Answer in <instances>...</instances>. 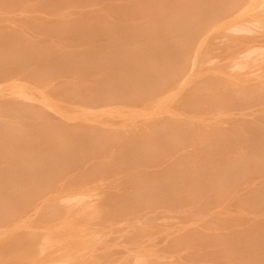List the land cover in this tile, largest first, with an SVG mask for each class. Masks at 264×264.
<instances>
[{
    "label": "bare ground",
    "instance_id": "bare-ground-1",
    "mask_svg": "<svg viewBox=\"0 0 264 264\" xmlns=\"http://www.w3.org/2000/svg\"><path fill=\"white\" fill-rule=\"evenodd\" d=\"M166 1L168 3V4L166 3V11L168 12L171 9L173 13V21H172L171 26L175 29V33L169 34V35H172L171 37H174L176 39L179 38L181 41V45H176V44H172L171 46L168 45L166 47V51L168 54H171L175 57H179L180 59H183L184 58L183 54L189 55L190 54L189 50L195 47V45L197 46V44L200 45L205 42L206 38H208L209 33L213 28H215L218 25H222L224 23V20L229 17L237 18L239 14L241 13L240 11H243V6H245L244 8H248L250 6L248 7L246 6L251 4L255 0H230L227 3H220V4H208V2L206 1L203 3L202 0L198 2L196 0L195 4H192V3H190L191 5L189 4L190 9H188L187 11H190L192 9L199 10L200 8V10H207V12L204 13L203 11H201L204 16L199 17L195 21H192L191 17L187 15L180 19L175 18V11H176L175 8L178 7L176 2L174 4L171 2V4L169 5L170 0H166ZM262 3L264 6V0L262 1ZM182 8H184V6ZM182 8L180 9V12L185 11V9H182ZM133 9L137 10L136 11L137 14L132 13L133 16L131 17L133 18H128V25L124 24L123 27L122 26L115 27L116 28L115 32L118 31L119 37L113 38L112 42L110 43H103L100 46V49L99 51H97V53H94L92 50L89 51L90 55L92 56L91 59H93L94 62H92L91 60L92 64L90 65L88 64L86 67H81V66H78V64L74 65L68 62L66 63L62 61V59L58 58L60 55L58 57L56 56L57 57L56 59L54 57V54H52L51 51L50 52L47 51L46 53L45 51L43 53H40L41 51H39V53L37 52V55L34 56L35 50L33 51V54H32L31 52L34 49L32 47H31L32 49L30 48L31 49L30 52L27 51L29 52V54L26 53L25 49H24L25 50L24 52L22 51L23 49L17 50V51L15 49L14 52H12L11 50H13V48L12 49L10 48L11 50L10 49L7 50L9 51V54L7 53L4 54L5 51L0 52L2 53L0 54V84L3 83V81L5 83L6 82L5 80L7 79L11 80L9 76L20 77L16 73V71H18L17 69H21V68L25 69L26 66H28L29 68L30 67L29 64H31V63H28V64L26 63V66H25L24 60L26 61L28 60L27 62L31 61L35 63L36 65L32 63L33 68H35V66H39L38 62L43 60L44 64L42 62L41 64H43V66L45 65L44 67H46L52 72L54 71L63 72L66 70H68L69 72V70L76 69L78 72L87 73L86 79L90 77V80L89 79L88 80L90 81L91 84L90 83L89 85L87 84L88 87L84 85L83 86L84 89L82 92H80L82 89L80 91L78 89L77 91V89L75 88L78 93L75 91V93H73L74 98L73 96L70 98L76 99V96H78L79 94H80L79 96H82L81 94H84V95L87 94L85 98L87 99L88 102L90 101L88 104H90L91 102L93 103V104H90L92 105V107L90 108L91 111L88 112L84 116L82 115V117L80 115L81 118L79 119L68 116L66 113L67 111L65 112V110L61 108L62 106L60 107L61 109L60 108L58 109V106H57V109L59 110L58 113H60L59 117H61L59 119L58 113L57 115L55 114V111L57 109L52 110V105L48 104L49 102L48 103L44 101L38 102L33 96L25 95L26 99H25V96L23 95H22L23 96L22 98H18L20 96L19 95L15 98L13 97L11 98V96H9L8 98L6 97V98L0 99V103L2 104V107H3L1 111L2 113L6 114L5 117H8L6 118V120L0 117V126L4 127L3 130L0 129V172L9 173L11 175V177L0 178V264H100L99 261L101 260L99 259L101 258H102V261L103 259L105 260L103 261V263L101 262L102 264L104 263L105 264H207V263L209 264L210 263L209 261H211V264H231L228 262H234V263L237 262L234 260V258H230V257L228 259L226 258L227 260L225 261V258H220V255H218L212 249L219 242L214 237L221 238L225 235L224 232L221 233V231H219L218 229L209 227L206 224H202V226L200 224V227L199 226H194V227L189 226L188 223L190 224L191 220L189 222H186V221L191 217L190 213L192 214L193 208L196 207L195 203L198 204V202L201 203L202 207L198 205L197 209L200 208L201 214L205 216H201L200 213H198L200 215L195 214L194 212L192 215H198L199 217L200 216L207 217L209 215L210 216L214 215L216 217L218 215V212L215 211V207L213 206L215 203H217L218 199L215 195H209L210 193L208 194V192L214 193V191L216 190L217 184L225 186V188L227 189L233 188L234 192L237 195H239V193H241L242 191L241 188L244 189L242 187L243 184L241 183V180L243 176L247 173L245 165H244L245 161L242 160V157L243 155H247L248 157H251V156L255 157L259 155L264 156V145H261V142H260V145H258V148L260 150H257V149H254V147H251L250 145H247V143H245L247 146L251 147V148L250 147L246 148V145L244 144V141H243V144L245 145V147L244 146L243 147L246 148L244 152L241 146L242 143L240 142L241 145H239L240 143L237 145V143L235 142L236 138L235 140L232 139L231 133L229 132V129H228L229 127L224 128L220 125H219L220 127L217 125L218 128L217 127L214 128L213 126V129H212L209 126V129H207V127L203 128L205 126L203 124L204 126L202 128L200 127L196 128L194 123L189 124V122L187 123V121H184L183 118L173 116V115H176V113L173 114L174 112L172 113V116L170 115V117L168 116L166 118L162 117L164 115L160 113L162 116H159L160 114H156L158 117L156 116L151 119H147V120L145 119L146 121L143 120L142 122H140L139 120L136 121L131 118L132 120H134L132 122L131 119L128 118L129 120H127V118L125 117L124 120H122V122H120L121 120L118 121V123L120 122L119 124L121 125L118 128H112L110 126H108L110 128H105L104 127L105 125L110 124L109 123L110 120L109 122L102 120L103 118L102 117H101L102 119L100 118L99 113H98L99 118H95L96 116L93 117V114H95V112L92 110L94 108H98V107L93 108V106H95L94 104L98 105L99 108H101L100 106H103V105L104 106L106 105L105 107L109 105L113 106L112 104L118 105L117 107L119 108L120 107L124 108L122 110L121 108L118 110L116 106L115 107L113 106V108L104 110V115L106 114L105 116H107V118H108V115L112 113L110 110L112 109H117L118 111L121 110L118 113H117V110L116 112H113V113L114 114L121 113V116H122L121 119H123L124 114L129 115L130 113H132L129 110V109H133L132 104H137L138 101H141L143 104H146L147 101L148 102L154 101V100L149 101V99L152 98L151 94L153 95L156 94L155 92H157L158 90V89L156 90L157 85H159L160 83H158L157 85L153 84L155 85L154 90L151 89V87L148 88V86H151L149 85V83H151L153 80L155 81L158 79H154V77L151 74L155 71L150 72L147 69H145L144 65H142L141 58L143 60V57H145L146 49L144 50V48L143 47L141 48L140 46L145 44L146 42L147 44L150 42H155V40L158 39V37L155 35H159L160 37H163V38L166 37L165 36L166 34H163L162 32H167L168 34L169 31L171 30L168 29L166 23H165L166 27H163V24H162L163 21H161L162 23H157V24L151 23V22L144 23V21H142L143 17L139 15V14H142L143 11L148 10V7L144 6V4H135L133 6ZM151 9H156V7L152 3L150 5L149 10ZM246 10L247 9H245L243 12H245ZM151 12L152 11L148 12L147 15L150 14ZM223 15L225 17H223ZM244 19L248 20V18H244ZM244 19H241L242 22ZM262 21H264L263 18L261 20V23ZM256 22H259V21H256ZM250 23H253V22H250ZM262 24H258V25L259 27L261 26L264 28V24L263 25ZM244 25L245 24H243V26ZM250 26L248 25L247 29H249ZM252 29L256 30V27L255 29L254 28ZM224 30L226 31L227 29H224ZM224 30L223 32H225ZM262 32L261 33L264 35V30ZM258 33H259L258 31L256 35L253 33L254 36H250L249 34L250 37L248 35L245 37L244 35L243 37L242 36L240 37L239 35H237V38H235V35L233 37L231 35L232 33L229 34L231 35L230 37L232 38L230 37L229 38L227 37V38L233 41L230 43L228 42V39H226V42L228 43L225 44L224 42V44L226 45L224 46V48L225 47L228 48V44L230 43L231 45L230 44L229 45H230L232 54L229 55V52H230L229 49H228L229 52L225 50L223 51L228 52V57L232 55L230 62L235 60L233 58H236L235 61H238V59L239 60L242 59L243 62L247 58L244 63H248V65L251 66L255 72L259 71L258 69L260 68L258 67H260V64L264 62V36L263 35L258 36ZM233 34H237V33H233ZM112 35H115L114 31L112 32ZM213 35L216 36V34H213ZM224 38H226V36H224ZM198 40H201V41L197 42ZM221 43L222 42H220L219 44ZM221 45L215 46V49L216 47H220ZM58 50L56 51L58 52ZM182 50H184V52ZM249 52L251 53L255 52L254 53L255 55H253L250 59L248 57L250 55ZM38 59L39 60L41 59V60L38 61ZM21 61H23V63ZM45 61H47V64H45L46 63ZM17 62H21V63L17 64ZM192 62H196V61H194L193 59ZM231 64H233V62ZM231 64L230 66H232ZM18 65L21 68H19ZM255 65L256 66L259 65L258 67H256L257 69L255 68ZM261 65H264V63ZM43 66L41 65V67H38V71L41 72L40 74H42V70H40V68H42ZM179 66H175L174 71L172 73L173 76H176L179 74L180 72ZM190 66H189L190 67L189 69L192 68L191 64ZM251 67H250V71L248 70L249 67L247 68V71H248L247 73L245 72L246 70L244 72L242 71L243 74L246 75L245 76L246 80H244L245 78L243 79L244 75L243 76L241 75L242 79H239V83H242V84L247 83V80L250 79L251 76L254 77L251 79L261 78V81H256L254 84L251 83L253 84L254 87L252 85L248 87V84H249L248 83L246 87L244 88L242 87V90L240 92H243L244 91L243 89L247 87L250 88L251 91H252L251 87H253L254 89L256 88V90L259 88L258 90L260 91L264 90V78L260 77L264 73L260 75L262 73L260 71L261 73L259 74L258 72V75H256L255 72L251 71L252 70ZM46 68L44 69L47 70ZM262 68L264 69V67ZM30 69L31 68L27 69V71L25 70V72L20 70L21 72L20 75H22L21 77L23 78V76H26V74H29ZM12 70H16L14 71L16 75H11L10 71ZM152 70H154V68ZM34 71L36 72V70ZM77 71H73V72H77ZM44 72L47 73L48 70L47 72L43 71V73ZM52 72H51V76L53 75ZM60 72H59V76L57 77V79L60 77L63 78L65 76L64 77L65 79L63 80L67 81L66 74H68L67 76H69L70 72L65 73L64 76H63L64 73L63 74L61 73L62 76H60ZM23 73H26V74L24 75ZM37 73L38 72H36V74ZM36 74L35 73L31 74V76L33 75L36 77L39 76L38 78H40V74L38 75ZM189 74H191V72ZM93 75H96V76H93ZM238 75L236 74V76ZM55 76H57V73ZM255 76H258V77L256 78ZM26 77L28 78V75ZM53 77H52V80L56 78V77L54 78ZM50 78L48 80L50 82L48 83H51L52 85L53 83L57 84L60 82L56 79L57 81L54 80L52 81L53 82L52 83ZM62 78L59 80H62ZM237 78L238 77H236V79ZM12 79L15 80V78H12ZM16 79L19 81V78H16ZM31 79H33V77ZM225 79L226 78H224V80ZM92 80L93 82H91ZM227 80L228 79H226V81ZM231 80H234V79H231ZM25 81L27 82L26 79ZM55 81L57 83H55ZM64 81L63 83L66 82ZM181 81H183V79L181 80V77H180V82ZM250 81L251 80H249V82ZM38 82H41V81H38ZM44 83H46L47 87L49 88L52 87V85L48 86L47 82H44ZM229 83L231 84L232 82H229ZM229 83H226L225 85ZM34 84L37 85L38 83L37 84L34 83ZM178 84L179 83H177V85ZM201 84H204V83H201ZM236 84L237 83H235V85ZM46 85L45 86L42 85V86L46 87ZM62 85L63 84H61L60 86ZM172 85H175V83L171 84V86ZM85 86L88 89L90 88L89 90H92V92L89 91L87 88H85ZM171 86H169V88L174 87V86L173 87ZM231 86H233V84L230 85V88H233ZM240 86L242 85H239V87ZM162 87H165V86H162ZM222 87L225 88V86L223 85ZM39 88H41V86ZM52 89H53L52 91L49 90V93L50 92L57 93V91H55L54 88ZM150 89L153 90V92L155 91L154 92L155 94L152 93ZM84 90L85 91L87 90V91L85 92ZM169 90L168 92H170ZM246 90L244 92H246ZM148 91H151L150 97L149 96L147 97V95H149V93H147ZM224 91H222V93ZM260 91H259V94H260ZM168 92L166 93L168 94ZM211 92H214V91H211ZM237 92L238 91L236 90V93ZM20 93L22 94V91L19 92V94ZM61 93L64 94L65 92L62 91ZM206 93L207 92H205V94ZM255 93H257V91ZM16 94H18L17 91H16ZM161 94L162 93L160 92V95ZM9 95L11 94L9 93ZM192 95L194 94L192 93ZM214 95H210V96L214 97ZM196 96H198V94ZM261 96H262V92H261ZM82 97L81 98L77 97V100H73L75 102L73 104L74 105L77 104L76 105L77 108H79L80 106L78 104L79 102L83 103ZM183 97H186V96H183ZM85 98L84 100H86ZM155 98H156V101L159 103H160L159 100H162L159 98V92H158V98L157 97ZM206 100H209V99H206ZM217 100H218L217 102H219V99ZM228 100L230 102V99ZM45 101H48V100L46 99ZM210 101H214V100H210ZM159 103L158 104L156 103V104L159 105ZM88 104H83V105L88 106ZM212 104L214 103L212 102ZM203 105L205 107L206 104H203ZM208 105H211V102ZM87 106H85V108ZM80 107H82V110L84 109L83 106H80ZM142 107H145V106L142 105ZM228 107H231V106H228ZM64 108L67 109V107H64ZM231 109H234V108H231ZM68 110H70V108ZM86 110L88 109H85V111ZM234 110H237V109H234ZM128 111H130V113ZM200 111H203V110H200ZM99 112H101V110H99ZM187 112L188 111H186V113ZM191 112L195 113L194 111H191ZM205 112H208L207 109ZM70 113L72 115L74 112L73 113L70 112ZM78 113L80 112L78 111ZM83 114H85V112H83ZM178 114L180 113H177V115ZM118 116L120 117V115ZM118 116L114 118L113 120L117 119ZM146 118L148 117L146 116ZM206 118L205 120H207ZM232 118L233 117H230L229 119L231 120ZM50 119L52 121L56 119L57 121L54 120L51 123ZM241 119L242 117H240V120ZM245 119H248V118H245ZM58 120H60V122ZM55 121H56V124L63 123L64 125L62 126L63 128L61 127V124L59 125L63 129L62 130L60 128L62 132L59 129L58 131L60 133L59 132L54 133V132H57L56 128L57 129L59 128L58 124L55 125L54 123ZM225 121H228V120L226 119ZM236 121L238 120L236 119ZM13 122H16L15 124L17 126L18 125L19 127L21 126L22 128L20 129L21 132L19 131V133H15L9 130V127L12 126ZM97 124H98V127L94 126ZM30 125L31 126L34 125L36 127L33 126V129H32ZM54 125L57 127H55ZM27 126H29L30 129L28 128L26 130ZM53 127H55L54 132L52 130ZM231 128L233 127L230 126V129ZM24 129L26 133L28 130L32 129L33 131L32 132L29 131L28 133L32 137L24 136V133H25ZM50 135L52 138L48 137ZM53 135H56L59 137L63 135L67 137L68 140L66 139L67 142L65 141V144L69 142L71 145L70 144L69 145L66 144V145L70 146V148L69 147L67 148L65 144H62L65 140V139H62L63 136L59 139H54ZM45 136H47L49 139H47V137ZM176 136H178L179 138L176 139ZM180 139H183V140H180ZM92 143L94 144V149L96 147L95 150H92L91 149L92 147L90 148V146L93 145ZM26 144H28L30 148L27 149ZM60 144L65 145L63 146L64 148L63 147L61 148ZM75 145H77V147ZM83 145H85L87 148H83ZM6 146L8 148H6ZM58 146L60 148H58ZM71 146H75L76 149L79 146H81V148L78 149L79 151L73 149L74 153H72L70 149L75 148V147L71 148ZM65 147L68 149V151L64 150ZM86 149H87V152H89V154L87 152H84L86 151ZM63 151H66L67 153L70 151L69 153L71 154V156L69 153H68L69 155L66 156L67 155L66 152L64 153ZM26 152H29V153L26 154ZM96 152H102V155L103 153L104 155L101 158H99L101 156V153L99 156L98 154H96ZM243 152L244 154L242 155ZM86 153L88 154V156ZM61 154H64L65 157L70 156L69 157L70 160L72 157L75 163L72 161L73 165H71L70 163L71 161H69V159H66V162L68 161L71 165V166H68L69 170L64 171V169L63 170L61 169V171L59 170L60 172L57 170L58 172H56L55 174L56 175L58 174V176L59 177L61 176V177L58 178V180L56 181L53 180L54 179L53 175H52L53 178L50 176V178H52L53 181H50L52 182L51 184L50 183L47 184L48 186L51 185L49 188L46 189L45 187V189H42L39 186H35L33 192L28 189H27L28 190L27 192L26 185L18 183L19 181L16 180L17 176L20 174H23L29 177L32 173H34L35 176H42L43 175L42 171L51 172L52 170V172H54L56 170V167H55L56 164L58 165V163H60L62 160H65V158ZM73 154L74 156H76L75 154L78 155L76 156L77 157L76 160L75 158H73ZM234 154L235 156H233ZM59 155H61L63 159L60 158L61 156ZM121 155H124V157L126 158H123V156ZM97 156L99 157L97 158ZM119 156H121L123 159H126V162L128 159V163H126L120 157L122 159L121 160ZM93 158H97L99 161L98 162H96V160H94L95 162L91 161V159ZM59 159H62V160L59 161ZM117 159L119 160L117 161ZM117 162L119 163L117 164ZM123 162H125L126 164ZM69 163H66V164L69 165ZM87 163H91V165ZM122 163L125 168L124 170L118 167V165ZM252 167H254L256 170H264L263 169L264 165L262 164H256V165H253ZM64 168L66 169L67 167H65L64 165ZM72 168H76L77 170H79V172L76 170H73ZM104 168H105V171L112 170V172L110 171L111 174L114 172V170H117L116 172L118 173V175L120 174V170H121V174L122 172L123 173L126 172L128 177L125 176L126 174H123L124 175L123 178L126 177L127 179L125 178V180L127 181H122L123 178L121 176L123 175L120 174L121 176L120 175L119 176L121 178H119L117 182H115L116 179H114V182L116 184L113 183L114 185L110 187V185L112 184L110 183L111 181L110 180L109 181L110 185H108V187L110 188L104 191L103 193L101 192V194H99L98 196H94L90 191L94 185L92 184L95 181L94 177H97V176L93 174L94 172L90 173L91 178L94 175L92 178L93 179V182H92L90 181L91 179L90 176L88 177L86 173L90 172L89 171L90 169L91 170L95 169L97 171V173L96 171L95 173L98 175L97 178L99 179L100 178L99 175L101 172L99 173L98 170L102 169V173H103ZM135 168L137 169L142 168V172L140 173L142 174V176L139 175L141 178L140 177L138 178L137 175L135 176V174H138L132 171ZM84 172H86L85 173L86 177L84 176L85 179H83L82 177L81 178L83 180H86L87 177L90 179L89 180L87 179L86 181H81V180L75 181L80 176V175L79 176H76V175L82 173V176H83ZM104 173L106 174V172ZM110 173L108 172V175ZM114 174L115 173H113L112 175L114 176ZM131 174L132 176H130ZM108 175L106 174L105 177H107ZM110 175H109V178H111ZM14 176L16 177L14 178ZM129 177H131V181H128ZM254 180L256 179L253 178V181ZM74 182L76 183L78 182L77 186L71 187V188L64 187L65 185H67V183L72 185ZM119 182H121L120 185L124 184L125 186L123 187L122 185V187L120 186L119 187L120 189H119L117 186V184L119 185ZM127 182H128V186L126 184ZM249 182H247L248 185L245 184L244 187L246 185H247L246 187H248L249 185L252 184L251 182H250L251 184ZM90 183L92 186H89ZM102 184L104 183L102 182ZM129 184H133V186L129 188V186H131ZM115 185L117 188L113 189L112 187H115ZM94 187L96 188V184ZM134 187L136 188L135 190L136 192L132 194L133 189H135ZM125 188H127V190H125ZM121 189L123 191H121ZM230 195L231 194H229L228 197ZM237 195H234L233 198H235V196ZM240 196L241 195H239V197L237 198L240 199ZM228 197L227 196L224 197L225 198L224 202L228 200ZM230 198L232 199V197ZM237 198L235 199L236 201L238 200ZM242 200H245V198H242ZM259 201L260 200H258V202ZM236 203H238V201ZM195 209L196 208H194V210ZM173 211L175 212L180 211L179 214L181 213V215L182 213H184L183 215H185V213L186 214L188 213L190 217L186 219L185 222H178V223L172 222L171 221L172 219L171 220L169 219V215L171 213L172 215L170 216H173ZM24 212L27 214L30 213V215L27 218L28 220L27 219L25 220V217L19 218L21 220L24 219L22 222H20L21 220L17 222H14V221L10 222L8 220V219H14L15 217H17L18 215ZM167 213H168V216H167ZM188 214L185 216L183 215L182 216L188 217ZM165 218L167 220H170L169 223H167L168 221H164L166 223L162 222L163 220H165ZM173 220L175 221V219ZM8 226L11 228L5 229V227H8ZM230 226H234V225H229L227 227H230ZM233 228L234 227H230V228H227V230H230V233L231 232L233 233L235 231ZM261 232H262V229H259V231L255 235L258 239L264 238ZM226 234L228 235V233ZM196 241L198 242L196 243ZM196 244L198 247L196 246ZM209 247H211L210 251L208 250ZM263 252L264 250L261 253ZM207 254H210V255L213 254L214 256H212V259H211V257ZM206 257L207 258L210 257V258L207 259ZM217 257L219 258V260ZM250 259L251 261L255 260L253 259V257H250ZM222 260L224 262H222ZM255 262L257 261L255 260L253 263L252 262L251 263L257 264ZM235 264H240V263H235Z\"/></svg>",
    "mask_w": 264,
    "mask_h": 264
},
{
    "label": "rangeland",
    "instance_id": "rangeland-1",
    "mask_svg": "<svg viewBox=\"0 0 264 264\" xmlns=\"http://www.w3.org/2000/svg\"><path fill=\"white\" fill-rule=\"evenodd\" d=\"M198 1H200V0H197V2ZM205 1L208 2V4H220V3H227L230 0H202L203 3ZM262 1L263 0H255L251 4L246 6V7L250 6L248 8H244L245 6H243V11L245 9H247L245 12L240 11L241 13L239 14V16L237 18L229 17V18L225 19L224 23L222 25H218V26H216L215 28H213L210 31L209 36H208V38H206L204 43H202L200 45H198L196 43L197 46L195 45V47H193L192 49L189 47L191 49V50H189L190 54L189 55H184L183 54L184 58L180 59L179 57H175V56H173L171 54H168L167 51H166V47L168 45L169 46H171L172 44L181 45V41H180L179 38L176 39L174 37H171L172 35H169V34L175 33V29L171 26L172 21H173V13H172L171 9L168 12L166 11V3H167L166 0H0V49H1L0 52L5 51L4 54L5 53L9 54V51H7V50H9L10 48L11 49L13 48V50L10 49L12 52H14L15 49H16V51L23 49L22 50L23 52L26 50V53L29 54L31 49L34 48L32 50V52H31L33 54V51L35 50L34 51V56H36L37 52L39 53V51H41L40 53H43L44 51H45V53L47 51L48 52L51 51L52 54H54V57L56 59L60 55L58 58L62 59V61L66 62V63L68 62V63L74 64V65L78 64V66H81V67H86L88 64L89 65L92 64L91 60H92V62H94V60L91 59L92 56L90 55L89 51L92 50L94 53H97V51H99L100 46L103 43H110V42H112L113 38L119 37L118 36L119 35L118 31L115 32V29H116L115 27H119V26L123 27L124 24L128 25V18H133V17H131V16H133L132 13H136L137 14V12H136L137 10H134L133 6L135 4H144V6L148 7V10H145V11L142 12V14H139V15H141L143 17L142 21H144V23L145 22H148V23L151 22V23L157 24V23H162L161 21H163V23H162L163 27H166V25H165V23H166L168 29L171 30V31H169L168 34H167V32H162L163 34H166L165 35L166 37L163 38V37H160L159 35H155V36L158 37V39H156L155 42H150L148 44L146 42L145 44H143L144 46L143 45L140 46L141 48L143 47L144 50L146 49L145 50V53H146L145 57H143V60L141 58L142 65H144L145 69H147L150 72L151 71H155V72H153L154 75H153V73H151V74L154 77V79H158V80H155V81L153 80L151 83H149V85H151V86H148V88L151 87V89L154 90V88H155L154 86L157 85L158 83H160L159 84L160 87H159V85H157V88H156V90L158 89L157 92L154 91L156 94L153 92V90L150 89L152 91V93H154L157 96L151 94V91L147 92V93H149V95H147V97L148 96L150 97V94H151L152 98H154V99H152V98L149 99V101H153L154 100L153 101L154 103L147 101L146 104H143L141 101H138L139 104H138V102H137V104H132V108L133 109H129L130 107L128 108L132 113H130V111H128L130 113V114L128 113L129 115L123 113L124 114L123 119H121L122 118L121 113L120 114H116L115 113L116 115L113 113V112H116L117 109L119 110L121 108V107L120 108L117 107L118 105L112 104L114 107L116 106L117 109L110 110L112 113L108 112L111 115L107 114L108 115V118H107V116H105L106 114L104 115V110L113 108V106L109 105V106L105 107L106 105L105 106L103 105V106H100L101 108H99L98 105L94 104L95 106H93V108L94 107H98L99 109L98 108H94L92 110V111L95 112V114H93V117L96 116L95 118H99V114H100V118L101 117L103 118V119L101 118L102 120L107 121V122H109V120H110V122H109L110 124L105 125L104 126L105 128H110V127L118 128V127L121 126L119 123L122 122V120H124L125 117L127 118V120L132 118V119H134L136 121L139 120L140 122H142L145 119L147 120V119H151L153 117H156L157 116L156 114H160V113L162 115H164V116H162L161 114L159 116H162V117H165V118L167 116L170 117V115L172 116V113L174 112L173 114L176 113V115H173V116L181 117V118L184 119V121H187V123L189 122V124H193L194 123L196 128H198V127L202 128L204 125L205 126L203 128L207 127V129H209V126L212 129H213V126H214V128H216L217 125L218 126L220 125V126H222L224 128L225 127L226 128L229 127L228 129H229V132L231 133L232 139L235 140V138H236L235 142L237 143V145L240 142L242 143V145H241V143L239 145L242 146L244 152H245L246 148H249L250 146L254 147V149L260 150L258 148V145H260V142H261V145H264V90L260 91V90H258L259 88L257 90H256V88L254 89L253 88L254 87L253 84L256 81H261V78L251 79V78H254L253 76H251V78L247 80V83H243V84L239 83V79H242V76L244 75L243 72L246 70L245 72L247 73L248 72L247 71L248 67H249L248 70L250 71V67L251 66H249L248 63H244L247 58L245 59L244 62H243L242 59H240V60L238 59V61H235L236 58H233L235 60L230 62L232 55L228 57V52L230 50L229 55L232 54V51L230 49V45H231L230 43L233 40L228 39V38L231 35L233 37L235 35V38H237V35H239L240 37L241 36L243 37V35H244V37L247 36V35L249 36V34H250V36H254V34L255 35L257 34V31L260 33V34L258 33V36L263 35L262 31L264 30V28L261 27V26L259 27V25H258V24H262V23L264 24V21H262V23H261L262 18L264 20V13H263L264 6H263ZM171 2L173 4L176 2L177 6H178L177 8H175L176 11H177V12L175 11V18H178V19H180L182 17H185L187 15V16L191 17L192 21H195L199 17L204 16L201 11H203L204 13L207 12V10H200V8H199V10H193L192 9L190 11H187L188 9H190L189 8V4L190 3L195 4L196 0H170L169 1V5L171 4ZM151 3L156 7V9L149 10ZM183 6H184V8H182ZM181 8L185 9V11L184 12H182V11L180 12ZM150 11H152V12L147 15V13L150 12ZM254 11H256V12L258 11L257 13L260 14V15H258ZM261 14H262V16H261ZM223 17H225V16L223 15ZM244 18H248V20L247 19L245 20ZM252 18L255 19V20H253ZM241 19H244L243 22H242ZM240 21L242 22V24H241ZM245 21H247L248 23L245 22ZM256 21H259V22H256ZM250 22H253L255 25L253 23H250ZM249 23L251 24L252 28L255 29V27H256L257 31L253 30ZM243 24H245L246 26L245 25L243 26ZM248 25L250 26L249 29H247ZM229 28H230V30H229ZM224 29H227V30L225 31ZM259 29H260V31H259ZM223 30L225 32H223ZM113 31H114L115 35H112ZM219 31L220 32L222 31V32L220 33ZM229 31H230V33H229ZM216 32H218V33H216ZM228 33L229 34L232 33V34L229 35ZM233 33H237V34H233ZM246 33H248V34H246ZM213 34H216V36H214ZM223 35L226 36V38H224ZM239 36H238V38H239ZM169 37H171V38H169ZM221 37H222V39H221ZM230 38H232V37H230ZM226 39H228V42H230L229 43L230 45L228 44V48H226V47L224 48V46H226L225 44L228 43V42H226ZM200 41L201 40H198L197 42H200ZM218 42L219 43L222 42L221 43L222 45L225 42V44L222 46ZM219 45H221L220 46L221 49H220V47H216V49H217L216 50L215 46H219ZM33 46H35V47H33ZM48 47H49V49H48ZM28 49H30V50H28ZM56 50H58V52ZM195 50H197V51H195ZM223 50L228 51V52H224ZM22 51H20V52H22ZM27 51H29V52H27ZM182 51L184 52V50H182ZM220 52H222V53H220ZM254 53L255 52H253V53L249 52V54L251 55V56L250 55L248 56L249 59L253 55H255ZM0 54H2V53H0ZM193 59L196 62H192ZM40 60L38 59V61H40ZM27 61L24 60V65L26 66V63L27 64L31 63V64H29L30 65L29 68H31V69H30V72L28 70L29 74H26V73H23V74L24 75L26 74V76L28 75V78L26 76H23V78H22L21 77L22 75H20V73H21L20 70L25 72V70L27 71V69H29L28 66H26L25 69H22L18 65V67L21 68V69H17L18 71L12 70V71H10V73H11V75H16L14 73V71H16L17 75H19L20 77L9 76V78H11V80L7 79L8 81L5 80L6 81L5 83L3 81V83L0 84V96H1L0 99L6 98V97L8 98L9 96H11V98L12 97L15 98V97H17L19 95L20 96L18 98H22L25 95L33 96V97H35L36 101H38V102H42V101H44L46 103L49 102L48 104L52 105V110L53 109L56 110L57 106H58V109L62 106L61 108L63 110H65V112L67 111L66 113H67L68 116L75 117L77 119L81 118L82 115L84 116L88 112L91 111L90 108L92 107V105H90V104H93V103L91 102L90 104H88L90 101L88 102L87 99L85 98V96L87 94H85V95L81 94L82 96L84 95L83 97L79 96L80 95L79 94L78 96H76V99H73L74 98L73 93H75L76 89H77V91H78V89H79V91L82 89L80 91V92H82L83 89H84V87H83L84 85H86L88 87V85L90 83V81H89L90 77L88 76L89 78L86 79L87 73L78 72L76 69L69 70L70 75L67 76L68 74H66L67 81L65 80L66 81L65 82L63 79H65L64 78L65 77L64 76L65 73H69L68 70L63 71V72H60V71H56L55 72L54 71L55 72V74H54V72H52L49 69H47L46 67H44L45 65L43 66V64H44L43 60H41L40 62L37 61L39 63L38 64L39 66H35V68H37V69L33 68V66H32L33 62H31L30 60H29L30 62H27ZM21 62L23 63V61H21ZM21 62H17V64H19ZM41 62L43 64H41ZM45 62H46L45 64H47V61H45ZM232 62H233V64H231ZM263 63H261V64H263ZM33 64H35V63H33ZM190 64L192 65L191 69H189L191 67ZM230 64L232 66H230ZM261 64H260V67H258L259 65L258 66L255 65V68L258 67V68L261 69L262 67H264V65H261ZM41 65L43 67L40 68V70H42V74H44V75L40 74L41 72L38 71V67H41ZM175 66H179L180 67V72H179L178 75L173 76L172 73L174 71ZM7 67H9V66H7ZM14 68H15V66H14ZM44 68H46L48 70V72ZM153 68H154V70H152ZM33 69L36 70V72H38V73L36 74V72ZM251 69H252L251 70L252 72H255L252 67H251ZM260 69H258L259 71L255 72L256 75H258V72H259V74L262 72L260 75H262L264 73V71H263L264 69L263 68H262L263 70L262 69L260 70ZM43 71H46L47 73H45V72L43 73ZM73 71H77V72H73ZM186 71L187 72L189 71V72L187 73ZM51 72L53 74L52 76H51ZM59 72H60V76H62V74L64 73L63 74L64 77L63 78L60 77V78L57 79V77L59 76ZM190 72H191V74H189ZM34 73L36 75L40 74V78H38L39 76H37V77L34 76V75L31 76V74H34ZM56 73H57V76H55ZM186 74H188V75H186ZM236 74L237 75L239 74L240 76L239 75L236 76ZM50 76H51V78H50ZM53 76L56 77V78H54ZM93 76H96V75H93ZM220 76H222L223 78L220 77ZM245 76L246 75L243 76V79L245 78ZM32 77H33V79H31ZM45 77H46V79H45ZM52 77L54 78L53 80H52ZM180 77H181V80L183 79V81H181V82H180ZM218 77H220V78H218ZM236 77H238V78L236 79ZM255 77L257 78L258 76H255ZM260 77L264 78V74L262 76H260ZM12 78H15V80L12 79ZM16 78H19V81ZM49 78H50L51 82L57 79L58 81H60L59 82L60 85L61 84H63V85L60 86L59 83L56 82L57 81L56 80L55 83L58 84V86H59V88H58L57 84H54L53 82H52L53 85L51 83H48V82H50V81H48ZM61 78H62V80H59ZM91 78H93V77H91ZM184 78H185V80H184ZM224 78H226L228 80L226 81V79L224 80ZM21 79H22V81H21ZM25 79L27 80V82L25 81ZM42 79L45 80V81H43ZM231 79H234V80H231ZM93 80L91 82H93ZM244 80H246V78ZM249 80H251V81L249 82ZM38 81H41V82H38ZM63 81L65 83H63ZM219 81H221V82H219ZM44 82H47L48 86L52 85V87H50V88L47 87L46 83H44ZM176 82L179 83V84L177 85ZM229 82H232L231 84H233V86H231V87H233V88H230L231 84ZM233 82H235L237 84L235 85V83H233ZM34 83H36V84L38 83V84L35 85ZM174 83H175V85L171 86V84H174ZM201 83H204L205 85L201 84ZM226 83H229V84L225 85ZM251 83H253V84H251ZM153 84H155V85H153ZM213 84L216 85V86H214ZM220 84H221V86H220ZM247 84H248V87H250V85L253 86V87H251L252 91H251L250 88L247 87V88L243 89L244 91L247 89L246 92H244V91L240 92L242 90V87L243 88L246 87ZM42 85H44V86L46 85V87H44ZM222 85L225 86V88L222 87ZM239 85H242V86L239 87ZM40 86H41V88H39ZM86 86H85V88H87ZM162 86H165V87H162ZM169 86H171V87L174 86L175 88L174 87H173L174 89L173 88H169ZM234 86H236V87H234ZM90 87H91V85H90ZM17 88H19V89H17ZM52 88H54L55 91H57V93H54V92L53 93H51V92L49 93V90L50 91L53 90ZM56 88H58L59 90L56 89ZM159 88H161V89H159ZM166 88H168V89H166ZM168 90L170 92H168ZM236 90L238 91L237 93H236ZM13 91H15V92H13ZM16 91H17L18 94H16ZM21 91H22V94L21 93L19 94V92H21ZM62 91L65 92V93L64 94L61 93ZM89 91L92 92V90H89ZM211 91H214V92H211ZM222 91H224L225 93L224 92L222 93ZM256 91H257V93H255ZM259 91H260V94H259ZM158 92H159V98L162 99V100L158 99L160 101V103L157 102L156 98H155V97L158 98ZM160 92L162 93L161 95H160ZM163 92H165V93H163ZM166 92H168V94ZM205 92H207V93L205 94ZM261 92H262V96H261ZM9 93L11 95H9ZM186 93H187V95H186ZM192 93L194 95H192ZM195 94L196 95L198 94V96H196ZM210 95H214V97L210 96ZM216 95H217V97H216ZM72 96H73V98H70ZM153 96H155V97H153ZM183 96H186V97H183ZM189 96H190V98H189ZM66 97H68V98H66ZM77 97L78 98L82 97V99H83L82 100L83 103L82 102H79V103L76 102L80 106H83V108H84L83 110H82V107H80L79 105L78 106H79L80 109L77 108V106H76L77 104L76 105L73 104V103H75L73 100H77ZM230 97L232 99L234 98L233 101H232V99ZM84 98L86 100H84ZM183 98L186 99V100H184ZM210 98H212V99H210ZM252 98H254V99H252ZM25 99H26V96H25ZM43 99H45V100L47 99L48 101H45ZM206 99H209V100H206ZM217 99H219V102H217L218 101ZM228 99H230V102H229ZM251 99L254 100V101H252ZM202 100H203V102H202ZM210 100H214V101H210ZM224 100L225 101L228 100V101L225 102ZM27 101H29V100H27ZM210 102H211V105H208ZM212 102L214 104H212ZM148 103H150V104H148ZM156 103L157 104L159 103V105H157ZM228 103L229 104L231 103V104L229 105ZM83 104H88V106L85 105V106H87L85 108V106ZM147 104H148V106H147ZM203 104H206L205 107H204ZM235 104H237V105H235ZM135 105H136L137 108L135 107ZM142 105L145 106V107H142ZM227 105L231 106V107H228ZM64 107H67V109L64 108ZM134 107H135V109H134ZM69 108H70V110H68ZM145 108H146V110H145ZM179 108L182 109L184 112L182 110H180ZM231 108L237 109L238 111L234 110V109H231ZM2 109H3V107H2V104L0 103V117L3 118L4 120H6V118H8V117H5L6 114L2 113V111H1ZM58 109L56 110L57 112L55 111L56 115L59 112ZM85 109H88L89 111L86 110L87 111L86 112ZM122 109H124V108H121V110ZM206 109H207L208 112H205ZM211 109H212L213 113H212ZM256 109L257 110L260 109L261 111L260 110L257 111ZM75 110H76L77 113L75 112ZM99 110H101V112H99ZM118 110H117V113L121 111V110L120 111H118ZM185 110L188 111L190 114L188 112L186 113ZM200 110H203V111H200ZM78 111L80 113H78ZM81 111H82V113H81ZM102 111H103V113H102ZM191 111H194L195 113H193ZM199 111H200V113H199ZM70 112H72V113L74 112L76 114L73 113L71 115ZM83 112H85V114H83ZM181 112H183V113H181ZM203 112H204V114H203ZM177 113H180V114L177 115ZM185 113H186V115H185ZM165 114H166V116H165ZM80 115H81V117H80ZM118 115H120V117ZM53 116H55V115H53ZM59 116H60V113H58V117ZM117 116L120 119L117 118V119L113 120ZM146 116L148 118H146ZM104 117H105V119H104ZM206 117H208L209 119L206 118ZM230 117H233V118L230 120L229 119ZM240 117H242L241 120H240ZM60 118L61 117H59V119ZM205 118L207 120H205ZM245 118H248V119H245ZM56 119H58V118H56ZM56 119H54V120H56ZM132 119H131V121L133 122L134 120H132ZM198 119H199V121H198ZM226 119L228 121H230L231 123L228 122V121H225ZM236 119L238 121H236ZM53 121L50 119L51 123ZM56 121L54 122L55 125L58 124V126H59L61 123H57L56 124ZM58 121L60 122V120H58ZM118 121H120V122L118 123ZM191 121H192V123H191ZM197 121L200 124V126L197 123ZM181 122H183V121H181ZM15 123L16 122L12 123V126L9 127V130L12 131V132H15V133H19V131L21 132V130H20V129H22L21 126L19 127V125L17 126ZM228 123H229V125H228ZM197 124H198V126H197ZM33 126L34 125L31 126L32 129H33ZM62 126H64L63 123L61 124V127ZM94 126L98 127V124L94 125ZM108 126H110V127H108ZM230 126L233 127V128L230 129ZM34 127H36V126H34ZM55 127H57V126H55ZM55 127H53V129H52L53 132L55 130ZM61 127L59 126L58 129L56 128L57 132H54V133H58L59 132L58 130ZM3 128H4L3 126L2 127L0 126L1 130H3ZM28 128L30 129V127L27 126L26 130ZM32 129L28 130L27 133L25 132V129H24V132H25L24 136L32 137L31 135L28 134L29 131L30 132L33 131ZM61 129H60V131L62 132L63 129L62 130ZM36 130H37V128H36ZM53 136H54V139H59L63 135H61L60 137L56 136V135H53ZM45 137H47V136H45ZM48 137H51V135L48 136ZM48 137H47V139H49ZM177 138H179V137L176 136V139ZM62 139H65L62 144H65V141L67 142V140H68L67 137H65V136H63ZM172 139H173V137H172ZM174 140H175V138H174ZM180 140H183V139H180ZM243 141H244V144L247 143V145H250V146H247L245 144L246 148H244L245 145L243 144ZM245 141H247V142H245ZM58 143H60V142H58ZM66 144L69 145L70 143L68 142ZM65 145H61V148L63 146H65ZM67 145H66V147L70 148V146H67ZM75 146L77 147V145H75ZM75 146H71V148L75 147ZM81 146H79L77 149L75 147V148H72L70 150L72 151V153H74L73 149L79 151L78 149L81 148ZM26 147H27V149L30 148L28 146V144H26ZM66 147H65L64 150L68 151V149ZM6 148H8V147L6 146ZM58 148H60V147L58 146ZM83 148H87V147L85 145H83ZM90 148L92 150L96 149V147L94 149V144L91 145ZM66 151H63V152L65 153ZM84 152H87V149ZM244 152L242 153V155L244 154ZM28 153L29 152H26V154H28ZM68 153L66 152L67 155L66 154L65 155L68 156L70 154V153L69 154ZM87 153L89 154V152H87ZM100 153H101V156H100ZM88 154H87V156H88ZM96 154H98L100 156V157L97 156V158L98 157L101 158L104 155V153L102 155V152H96ZM130 154H131V152H130ZM61 155L65 158V160H62L63 158H62ZM61 155H59V156H61L60 158H62V159H59V161L60 160H62V161L60 163H58V165L61 164L63 166H61V165L58 166L56 164V166H55L56 170L54 172H52V170H51V172L49 171L50 172V174H49V172H47V171H42V173H43L42 176H35L34 173H32L29 177H27L26 175L20 174V175L17 176L16 180L19 181L18 183L26 185V190L28 189V190H31L32 192H33L35 186H39L42 189H45V187H46V189L49 188L51 185L48 186L47 184L48 183L51 184L52 182H50V181H53V180L56 181V180H58V178L61 177V176L59 177L58 174L56 175L55 174L56 172H58L59 170L61 171V169L62 170L64 169V171L69 170L68 166L73 165V162L75 163V161H73L72 157H71V160L69 159L71 154H70L69 157H65L64 154H61ZM75 155L78 156L77 154H75ZM21 156H22V154H21ZM76 156H74V154H73V158H75V160L77 159ZM121 156H123V158H126V157H124V155H121ZM121 156H119V158ZM157 156H158V154H157ZM233 156H235V154ZM97 158H93V159H91V161L96 160V162H98L99 160ZM66 159H69V161H71L70 162L71 165H70V163L68 161L66 162ZM118 160L119 159H117V161ZM123 160L126 162V159H123ZM242 160L245 161L244 165H245L247 173L245 172L246 174L243 176V178L241 180V183L243 184L242 187L244 189L241 188L242 191H241V193H239V195H241L240 199L237 198V197H239V195H237L234 192L233 188L227 189V188H225V186L217 184L218 187L216 185V190L214 191V193L208 192V194L210 193L209 195H215L217 197V199H218L217 203H215L213 205L215 207V211L218 212V215L216 217L214 215H213L214 217L210 216V215L207 216V217H201V216H205V215L201 214V211H200L199 207L200 206L202 207V205H201V203L198 202V204L195 203L196 207H194V208H196V209L194 210V208H193V212L195 214L200 213L201 214L200 217L198 216L200 214L192 215L193 214L192 211H191L192 214L190 213L191 217L187 213L188 214V217L186 216L187 218L183 217V216L187 215L186 213H185V215H183L184 213H182V215H183L182 216L181 213L179 214L180 211L179 212L173 211V216H170V215H172L170 213L169 219L170 220L172 219L171 220L172 222L178 223V222H185L186 219H188L190 217L186 221V222H189L191 220L190 224L188 223L189 226H193V227L194 226H199L200 227V224H201V226H202V224H206L209 227L218 229L219 231H221V233L224 232L225 235L223 237H221V238L214 237L219 242L212 249L218 255H220V258H225V261L230 257V258H234V260L237 261L235 263L252 264L256 260L257 262H255V263L264 264V256H263L264 252L261 253L264 250V238L258 239L255 236L257 234V232L259 231V229H262L261 234H263V236H264V170H256L254 167H252L253 165H256V164L264 165L263 164L264 163V156L259 155V156H255V157L254 156L248 157L247 155H243ZM125 162H123V163H125ZM56 163H57V161H56ZM66 163H69V165L66 164ZM118 163L119 162H117V164ZM123 163L119 164L120 166L118 165V167H120V169L124 170L125 168L123 166ZM126 163H128V159H127ZM87 164L91 165V163H87ZM64 165H65V167H67L66 169L64 168ZM121 165H122V167H121ZM150 168H149V170H150ZM72 169L79 172V170H77L76 168H72ZM120 169H118V170H120ZM136 169L137 168L133 169L132 171L135 172V173H138V174H135V176L137 175L138 178H139L140 176H142V174H140L142 172V168H138L137 171H136ZM249 169H251V170H249ZM103 170H104V172H106L107 175H108V172L109 173H110V171L112 172V170L105 171V168ZM247 170H249V171H247ZM89 171L90 172H88V173L84 172L83 176H82V173L81 174H77L76 176H79V175L80 176L75 181H79V180L86 181L87 179L89 180L91 178V174H90L91 172L92 173L94 172L93 174H95V176L98 177V175L96 174L97 171L95 169L94 170L90 169ZM95 171H96V173H95ZM98 171H99V173L100 172L102 173V169L98 170ZM116 171L117 170H114V172H113V173H115L114 174L115 177L112 175L113 173L112 174L110 173L111 175L109 174L111 176V178H109V175L107 177H105L106 174L104 172L102 173V175L100 173L101 176L99 175V177L101 179L100 178L98 179L97 177H94L95 178L94 182H93V179H92L94 175L92 174L93 176L90 179V181H92L93 182L92 184H94V185H93L92 188L90 187L91 188L90 192L94 196H98L99 194H101V192L103 193L104 191L108 190L111 186L116 184L115 182H117V180L119 178H121V177L123 178L124 177L123 174H126V172H124V173L122 172V174H121V170H120V174L123 175V176H121L119 174L121 176L120 177ZM127 171H128V169H127ZM85 173L87 174L88 177L90 176V178L87 177L86 180H83L86 177ZM8 174L9 173L0 172V178L11 177V175L10 174L8 175ZM60 174H62V173H60ZM132 174L130 176H132ZM52 175L54 176L53 180H52V178H53ZM255 175H256V177H255ZM50 176L52 178H50ZM125 176L128 177L127 174ZM15 177L16 176H14V178ZM252 177L254 179H256V180L253 181ZM125 178H123L122 181H127V180H125ZM96 179H98V180H96ZM114 179H116L115 182H114ZM109 181H110V183H112L111 185L109 184ZM128 181H131V177H129ZM258 181H259V183H258ZM102 182L104 184H102ZM247 182H249L251 184L248 187H246L248 185ZM260 182H262V183H260ZM74 183H73L74 185L73 184L71 185V184L67 183V185H69V186L65 185L64 187H70L71 188V187L77 186L78 182L77 183L74 182ZM120 183L121 182H119V185L117 184L118 188L120 186L122 187V185H123V187L125 186L124 184L120 185ZM255 183L258 184V185H256ZM95 184H96V188L94 187ZM126 184L128 186V182ZM245 184H247V185L244 187ZM108 185H110V187H108ZM129 185H131V186H129V188L133 186V184H129ZM89 186H92L91 183H90ZM105 187H107V188H105ZM112 188L114 189V188H117V187L115 185V187H112ZM122 189H124V188H122ZM122 189H121V191H123ZM28 190H27V192H28ZM125 190H127V188H125ZM135 190H136V188L133 189L132 194L134 192H136ZM128 193H129V191H128ZM229 194H231V195L228 197ZM234 195H237V196H235V198H233ZM226 196L228 197V200L226 202H224V200H225L224 197H226ZM218 197H220V198H218ZM230 197H232V199ZM241 197L245 198V200H242ZM32 198H31V200H32ZM236 198L238 199L237 200L238 203H236L237 202L235 200ZM258 200H260V201L258 202ZM198 205H200L198 207L199 209H197ZM197 210H198V212H197ZM174 212H175V214H174ZM30 213H31V211H30ZM30 213L27 214V213L24 212V213H21L20 215H18L17 217H15L14 219H8V220L10 222H13V221L17 222V221H20L21 219H19V218H22V217H25V220H26L28 218V216L30 215ZM167 216H168V213H167ZM166 218L162 222L168 221L167 223H169L170 220H167ZM173 219H175V221ZM23 220H21L20 222H22ZM159 222H161V221H159ZM164 223H166V222H164ZM229 225H234V226H230V227H234L233 229L235 231L233 233L232 232L230 233V230H227V228H230V227H227ZM9 228H11V227H9V226L5 227V229H9ZM237 229H238V231H237ZM226 233H228V235ZM229 234H230V236H229ZM197 242L198 241H196V243ZM194 246H195V244H194ZM196 246H197V244H196ZM208 250L210 251L211 247H209ZM207 255H209L211 257V259H212V256H214L213 254L212 255L207 254ZM249 256L253 257V259H255V260L252 259L253 261H251ZM209 258H207V259H209ZM99 260H101V261H99ZM99 260L98 261L100 262V264H102L103 261H105L104 259L102 261V258L99 259ZM218 260H219V258H218ZM223 260H222V262H224ZM209 262H210L209 264H211V261H209ZM228 263L232 264L234 262H228Z\"/></svg>",
    "mask_w": 264,
    "mask_h": 264
}]
</instances>
